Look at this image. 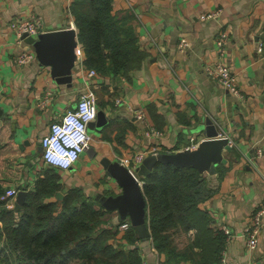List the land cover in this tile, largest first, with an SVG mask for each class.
Listing matches in <instances>:
<instances>
[{"label":"crops","instance_id":"crops-1","mask_svg":"<svg viewBox=\"0 0 264 264\" xmlns=\"http://www.w3.org/2000/svg\"><path fill=\"white\" fill-rule=\"evenodd\" d=\"M73 2L0 0V185L16 189L15 203L18 191L26 192L44 176L48 165L41 156V136L84 92L95 95L106 122L90 125L89 146L72 167L53 168L61 189L52 199L77 188L98 207L97 193L120 190L102 158L133 169L139 152L196 147L211 124L217 135L227 137L228 148L221 147L212 172L199 170L212 190L199 206L210 217L212 236L223 238L219 258L210 264H264V219L254 247H248L245 233L253 213L264 206V0H112V14L141 53L127 74L88 76L92 68L83 62L78 36L71 85L58 84L36 58L17 64L16 55L29 44L18 43L11 22L38 18L40 33L69 27L77 33ZM211 12H216L213 18H201ZM220 33L226 35L222 50L216 43ZM218 62L235 73L238 95L206 73ZM136 109L144 121L135 117ZM107 211V222L119 225L118 212ZM124 232L118 229L117 238ZM193 234L194 229L176 234L177 249L184 254L178 264H200V249L190 247ZM138 246L143 264H162L164 255L150 238H139Z\"/></svg>","mask_w":264,"mask_h":264},{"label":"trees","instance_id":"trees-1","mask_svg":"<svg viewBox=\"0 0 264 264\" xmlns=\"http://www.w3.org/2000/svg\"><path fill=\"white\" fill-rule=\"evenodd\" d=\"M71 8L87 67L108 75L127 74L138 65L141 53L112 14V0H74ZM53 168L48 166L25 192L18 209L0 199V264H143L134 229L121 236L125 246L117 238L118 224L107 222L101 204L95 207L77 188L52 199L61 189ZM141 181L148 238L164 255L161 263L178 264L184 258L175 237L191 229L190 247L200 249V264L218 259L223 238L212 236L210 217L199 206L212 193L199 169L157 161ZM5 190L0 185V196Z\"/></svg>","mask_w":264,"mask_h":264},{"label":"water","instance_id":"water-1","mask_svg":"<svg viewBox=\"0 0 264 264\" xmlns=\"http://www.w3.org/2000/svg\"><path fill=\"white\" fill-rule=\"evenodd\" d=\"M22 38L31 46L36 60L49 67L51 76L58 84H72L77 45V33L74 28L44 31L36 37L24 33ZM1 112L2 109L0 108V114ZM95 122L97 128L106 122L102 110L97 111ZM92 123L94 121L88 124V128H91ZM205 129L208 137L203 139L195 148L173 153L148 154L133 169L117 160L102 158L100 163L106 174L116 180L120 190L110 195L99 192L94 199L107 210L115 209L121 219L128 218L131 227L139 238H148L147 201L138 180L148 175L157 161L193 166L199 170L212 172L215 165L221 160V147L228 148L227 139L217 135L216 128L211 124L207 125ZM24 196L25 191H18L15 199L17 209L23 203Z\"/></svg>","mask_w":264,"mask_h":264},{"label":"built area","instance_id":"built-area-1","mask_svg":"<svg viewBox=\"0 0 264 264\" xmlns=\"http://www.w3.org/2000/svg\"><path fill=\"white\" fill-rule=\"evenodd\" d=\"M215 15L216 12H211L208 13L207 15H201V18H213ZM10 25L17 35V41L19 44L21 43L24 44L23 42L24 40L22 38V35L24 33H26L29 36L36 37V35L40 33V28L42 26L41 21L38 18L33 19V18H23V17L14 19ZM225 38H226L225 33H220L216 39L217 46L220 48V50L223 49ZM183 45H185V42L180 41L179 46H183ZM34 60H35V54L29 45H25L15 57V62L17 64H26ZM206 73L212 78H214L220 85H222L230 93L234 95L239 94V88L237 85L235 73L233 72L232 69L224 65L222 62H218L213 67H207ZM95 74L96 71L94 69H90L88 72V76H94ZM82 103H87L89 105V111L94 110V116L92 119H87L89 113L82 111L80 107ZM97 109L98 108L95 101V95L92 92H84L78 96L74 107L65 110L60 115L59 118L50 122L49 130L47 131V133L43 134L40 139L41 156L46 165L61 169H68L74 165V163L78 160L80 154L89 146L90 134L88 133V124L90 122L95 121L98 111ZM134 115L137 119L144 121V115L140 109H136L134 111ZM66 118L69 120H74L77 125L82 127L83 129L82 133H79L77 135H83V139H78L75 147H68L64 143L65 137H57L56 143L64 150V152H75L76 154L75 160L72 161L70 164H68L67 167H63L61 166L60 163H52L49 161L48 154H49L50 145L48 142L51 141L54 136H56V132L54 131V128L63 129L69 135L75 133V129H72L70 125L65 124ZM220 137H224V136H220ZM228 142L231 144V141ZM194 147L195 146L192 145L190 147H187L186 149L190 150L193 149ZM151 153H155V152L151 151ZM145 156L146 153L144 152H139L135 154L133 157V161L135 165L134 167H137L142 162ZM138 182L141 186L143 185V181L138 180ZM16 192L17 191L14 187H9L0 196V199L4 200V204L7 208L13 207L14 204L13 197L15 196ZM262 219H264V206L260 205L251 216L248 222V226L245 229V233L248 237L247 239L248 247L255 246L257 242V236L262 224ZM130 227L131 224L129 220H124L118 225V229L123 231L129 229ZM222 229L224 230L225 233L229 232V230L226 227H222Z\"/></svg>","mask_w":264,"mask_h":264},{"label":"clouds","instance_id":"clouds-1","mask_svg":"<svg viewBox=\"0 0 264 264\" xmlns=\"http://www.w3.org/2000/svg\"><path fill=\"white\" fill-rule=\"evenodd\" d=\"M83 112H88L89 115L87 119H92L94 116V110L89 111V105L87 103H82L80 105ZM65 124L70 125L72 129H75V133L69 135L63 129H55L56 136L53 137L51 141H49V154L48 159L52 163H60L61 166L67 167L72 161L75 160L76 154L75 152H64V150L56 143L57 137H65L64 143L68 147H75L78 139H83V135H77L82 133L83 129L81 126L77 125L74 120L65 119ZM79 150V149H77Z\"/></svg>","mask_w":264,"mask_h":264},{"label":"rangeland","instance_id":"rangeland-1","mask_svg":"<svg viewBox=\"0 0 264 264\" xmlns=\"http://www.w3.org/2000/svg\"><path fill=\"white\" fill-rule=\"evenodd\" d=\"M88 133H89V131H88ZM90 134V133H89ZM123 164V163H122ZM125 165V164H124ZM126 166V165H125Z\"/></svg>","mask_w":264,"mask_h":264}]
</instances>
